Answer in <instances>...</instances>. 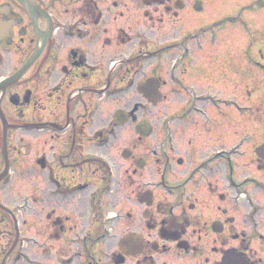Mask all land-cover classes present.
<instances>
[{
  "label": "flooded vegetation",
  "instance_id": "obj_1",
  "mask_svg": "<svg viewBox=\"0 0 264 264\" xmlns=\"http://www.w3.org/2000/svg\"><path fill=\"white\" fill-rule=\"evenodd\" d=\"M197 1L0 0V264H264V139L248 148L236 116L263 80L251 46L194 32ZM148 78L163 119L142 138Z\"/></svg>",
  "mask_w": 264,
  "mask_h": 264
},
{
  "label": "rangeland",
  "instance_id": "obj_2",
  "mask_svg": "<svg viewBox=\"0 0 264 264\" xmlns=\"http://www.w3.org/2000/svg\"><path fill=\"white\" fill-rule=\"evenodd\" d=\"M206 6V11L202 17L194 18L198 21L197 29H194V32L198 35L207 34V31L216 34H223L224 40L228 42V45L231 46H251L252 51L254 52L253 58H251L250 64H247V77L257 76L263 80L259 84H263V92L259 97L254 99H247L242 103L243 110L236 111L237 118L240 119V126L243 127V131L247 133L246 143L249 148L250 144L259 142V140L264 139V0H203ZM185 18V16H184ZM192 18V19H193ZM245 23V24H243ZM207 25V27L202 28V25ZM192 24H186V27H182V30L186 28L189 29ZM259 48V49H257ZM245 65L244 61L241 60L239 65ZM252 83L248 81L246 83ZM139 96L135 95V102L139 100ZM142 105L146 103L141 100ZM147 106V105H146ZM145 106V107H146ZM144 107V106H143ZM151 108V107H149ZM145 109L148 110L146 107ZM150 110V109H149ZM148 114L150 119L153 121L156 129L161 126V109L160 106L153 107ZM245 115V120H241V117ZM260 115L262 117V122L259 124V121L255 119V116ZM246 128H245V127ZM258 126H261L263 129L262 134L258 135L255 132H258ZM130 128H125L119 133H121L120 139H117V172L114 177V196L117 197L119 206H122V210H126V193L128 190V178H127V167L129 165L126 162V158L123 157V149L130 142V138L137 140V135L130 133ZM158 131V130H156ZM161 137L159 133H156L150 139L146 140L145 146L155 147L161 142ZM144 146V147H145ZM144 147L139 146L136 151L137 154L143 155V152L146 151ZM152 149V148H151ZM252 148L249 150L245 149V154L250 155ZM156 155L149 152L148 159L149 162L153 161ZM249 158V157H248ZM153 165V163L151 162ZM151 170V168H150ZM145 172H148V169H145ZM149 181L154 185L157 180L152 174L149 176ZM148 179V178H147ZM16 184V183H15ZM126 191V192H125Z\"/></svg>",
  "mask_w": 264,
  "mask_h": 264
},
{
  "label": "water",
  "instance_id": "obj_3",
  "mask_svg": "<svg viewBox=\"0 0 264 264\" xmlns=\"http://www.w3.org/2000/svg\"><path fill=\"white\" fill-rule=\"evenodd\" d=\"M143 136H148L152 132V126L148 120H143L137 127Z\"/></svg>",
  "mask_w": 264,
  "mask_h": 264
}]
</instances>
